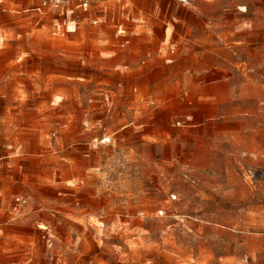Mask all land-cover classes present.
I'll return each mask as SVG.
<instances>
[{
  "label": "rangeland",
  "instance_id": "rangeland-1",
  "mask_svg": "<svg viewBox=\"0 0 264 264\" xmlns=\"http://www.w3.org/2000/svg\"><path fill=\"white\" fill-rule=\"evenodd\" d=\"M41 1L0 0V264H264V0Z\"/></svg>",
  "mask_w": 264,
  "mask_h": 264
},
{
  "label": "built area",
  "instance_id": "built-area-1",
  "mask_svg": "<svg viewBox=\"0 0 264 264\" xmlns=\"http://www.w3.org/2000/svg\"><path fill=\"white\" fill-rule=\"evenodd\" d=\"M106 1L107 0H42L40 4L33 8V11L36 13L54 11L62 15L65 13L68 15L72 14L74 10L87 12L92 5L104 4ZM72 5L74 9H71Z\"/></svg>",
  "mask_w": 264,
  "mask_h": 264
},
{
  "label": "crops",
  "instance_id": "crops-1",
  "mask_svg": "<svg viewBox=\"0 0 264 264\" xmlns=\"http://www.w3.org/2000/svg\"><path fill=\"white\" fill-rule=\"evenodd\" d=\"M40 4V3H39Z\"/></svg>",
  "mask_w": 264,
  "mask_h": 264
}]
</instances>
